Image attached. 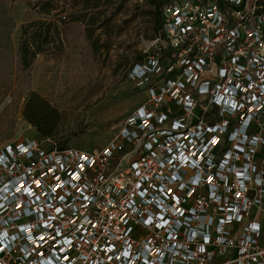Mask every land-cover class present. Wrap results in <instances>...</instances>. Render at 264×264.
I'll return each mask as SVG.
<instances>
[{"label": "built area", "instance_id": "2783aa9c", "mask_svg": "<svg viewBox=\"0 0 264 264\" xmlns=\"http://www.w3.org/2000/svg\"><path fill=\"white\" fill-rule=\"evenodd\" d=\"M260 1L170 0L103 148L0 147V264H264Z\"/></svg>", "mask_w": 264, "mask_h": 264}, {"label": "rangeland", "instance_id": "374dc122", "mask_svg": "<svg viewBox=\"0 0 264 264\" xmlns=\"http://www.w3.org/2000/svg\"><path fill=\"white\" fill-rule=\"evenodd\" d=\"M73 15L84 19L73 21ZM37 20L53 21L64 47L38 54L25 68L22 27ZM154 39L146 0H0V147L41 138L23 115L36 93L60 113L57 146L103 148L145 99L128 70L153 52Z\"/></svg>", "mask_w": 264, "mask_h": 264}, {"label": "trees", "instance_id": "16d2710c", "mask_svg": "<svg viewBox=\"0 0 264 264\" xmlns=\"http://www.w3.org/2000/svg\"><path fill=\"white\" fill-rule=\"evenodd\" d=\"M146 1L149 5V13L154 24L156 38L161 33L162 29L163 8L170 0ZM260 3L262 9H264V0H261ZM43 5L44 9L49 11L52 3L47 1L43 2ZM71 19L73 21H79L84 18L82 16L73 15ZM63 47L64 43L61 32L53 21L37 20L29 22L22 27L19 49L21 53V62L25 68L31 66V63L38 54L53 52L54 49L62 50ZM143 59L140 58V60L135 61L132 65L142 62ZM23 115L25 119L36 127L41 138L51 139L54 142V146L58 149H64V147L57 146L54 141V133L60 120V113L47 102V100L36 93H32L24 106Z\"/></svg>", "mask_w": 264, "mask_h": 264}, {"label": "crops", "instance_id": "0c3cea01", "mask_svg": "<svg viewBox=\"0 0 264 264\" xmlns=\"http://www.w3.org/2000/svg\"><path fill=\"white\" fill-rule=\"evenodd\" d=\"M177 109V108H176Z\"/></svg>", "mask_w": 264, "mask_h": 264}]
</instances>
